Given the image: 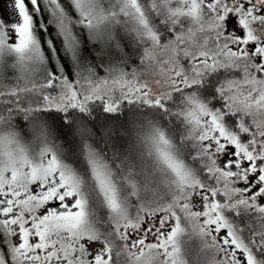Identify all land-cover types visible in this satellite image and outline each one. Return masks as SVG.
Masks as SVG:
<instances>
[{"label":"snow or ice","instance_id":"obj_1","mask_svg":"<svg viewBox=\"0 0 264 264\" xmlns=\"http://www.w3.org/2000/svg\"><path fill=\"white\" fill-rule=\"evenodd\" d=\"M9 4L0 264H188L193 239L207 264H264V0ZM125 104L133 138L97 147L88 122Z\"/></svg>","mask_w":264,"mask_h":264},{"label":"trees","instance_id":"obj_2","mask_svg":"<svg viewBox=\"0 0 264 264\" xmlns=\"http://www.w3.org/2000/svg\"><path fill=\"white\" fill-rule=\"evenodd\" d=\"M48 17H45V20H47ZM51 31H55L54 27L51 29ZM125 44H127V41H125ZM103 46L99 43L96 44L95 48L92 47L91 43L87 46L85 49V54L87 55L89 50L91 51V56L89 59H92L94 63L99 64L100 58L104 57L105 59V66L108 64V59L111 58L113 60V63L118 62L119 60H122L123 53L119 52L115 48L112 49H105L103 51H100ZM125 52H131V46L125 47ZM110 53V57H109ZM11 63V60H8L6 64L4 65L2 71L3 75L7 78H12L14 75H16V70L9 67ZM136 60L133 59L131 63H129L126 70L130 71L133 66H135ZM100 76L106 75V73L101 68L99 73ZM55 94V93H54ZM125 112L122 116L119 117H113V116H106L102 110H97L95 115V120L88 122V127L91 128V132L94 134L91 137V141L97 146V147H104L105 141H109L113 144H118L121 148H125L131 138H133L134 133L136 131V128L134 125L136 123L140 122L141 114L137 111H135L134 106L132 110H129L128 105L125 104ZM56 114L53 113V116ZM22 121V118H21ZM133 128V129H132ZM76 130V126H73L71 128L67 126H58L56 124H53V132L56 136L57 142L62 144L66 149L69 147L68 144H65V140L71 142V147L74 149L76 145L80 141V137H78L74 134ZM105 132L108 133V135H105ZM133 132V133H132ZM200 245L196 247V250L199 251ZM202 253V252H201ZM205 264H207V260H205Z\"/></svg>","mask_w":264,"mask_h":264},{"label":"rangeland","instance_id":"obj_3","mask_svg":"<svg viewBox=\"0 0 264 264\" xmlns=\"http://www.w3.org/2000/svg\"><path fill=\"white\" fill-rule=\"evenodd\" d=\"M10 12H11V7L9 4V0H0V17L8 19ZM11 18L15 19V17H11ZM145 78H149V77H145ZM74 134L78 137L79 134L77 133V129L75 130ZM198 245H199V241L196 239L188 241L185 244L186 258L188 260V264H205V260H207V258L204 253H201L200 251L196 250V247H198Z\"/></svg>","mask_w":264,"mask_h":264}]
</instances>
